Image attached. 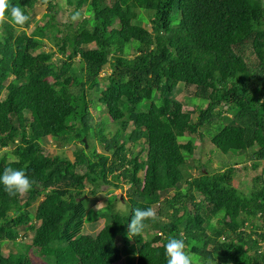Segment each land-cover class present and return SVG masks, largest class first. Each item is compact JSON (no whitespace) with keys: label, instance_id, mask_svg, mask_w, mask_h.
Returning <instances> with one entry per match:
<instances>
[{"label":"trees","instance_id":"1","mask_svg":"<svg viewBox=\"0 0 264 264\" xmlns=\"http://www.w3.org/2000/svg\"><path fill=\"white\" fill-rule=\"evenodd\" d=\"M10 2L30 19L6 23L0 33V149L12 147L0 154V175L7 167L22 169L33 183L26 195L11 197L0 184V264H33L30 251L46 264H62L64 252L47 249L65 247L74 257L66 264H113L132 245L129 264H167L169 238L183 239L196 264H264V232L253 230L252 238L243 229H255L254 217L264 214L262 3L48 0L43 24L27 32L41 0ZM68 8L70 18L79 12L77 22L59 21L58 10ZM249 39L256 56L250 61L236 50ZM180 84L195 88L189 96L195 120L175 98ZM92 93L110 121L94 122ZM222 118L227 122H214ZM107 123L110 134L103 132ZM205 124L210 151L191 176L188 159ZM48 136L61 147L77 139L74 160L48 155ZM90 137L108 153L86 149ZM213 149L231 153L233 165L247 166L248 159L252 169L261 167L250 191L234 185L231 165L210 166ZM88 185L93 196L103 186L128 185L127 211L112 208L113 195L110 220L95 235L80 231ZM154 205L156 220L129 237L134 210ZM26 225L31 242L4 255L3 241L15 240L16 228Z\"/></svg>","mask_w":264,"mask_h":264},{"label":"rangeland","instance_id":"2","mask_svg":"<svg viewBox=\"0 0 264 264\" xmlns=\"http://www.w3.org/2000/svg\"><path fill=\"white\" fill-rule=\"evenodd\" d=\"M107 1H108V3L109 2L111 3V0H107ZM259 1L264 6V0H259ZM58 11H59L58 12L59 21H61V22L65 21L66 22V21H70L69 19H71V21H74L69 16V14H71L69 8L67 10H60L59 9ZM44 12L45 13L48 12L47 5H44L43 3H37L35 5V7L33 8L32 22L28 26V28H26L27 32H30L32 29H34L35 25L43 24L44 20L42 19V17H43ZM80 13L85 14L83 12V10H82V12L80 11ZM78 20H79V18L77 20H75L74 22H77ZM147 27H149L148 24H147ZM42 47L46 50L49 49V47H52L51 43L48 41L47 38H45V41H44V44ZM90 47H94V44H91ZM236 50H239L238 52L242 53V55L246 59H248L249 61L256 59L255 53L253 52L252 47L250 45V39L247 41V43L244 46L238 47V48H236ZM106 71H109V70L106 69ZM104 73H102V74H104ZM177 88H179V89L177 90V92L175 94V98L182 101V103L184 105L183 106L184 109L190 110L192 120H195L197 113L194 111V108L196 105H195V103H192L189 100V96L192 95V93L194 92V89H195L194 86L180 84L177 86ZM0 98H2V96H0ZM90 98L94 99V101L91 100L92 104L90 107V112H91V115L93 116L94 122L99 123L100 120L110 121V118L106 112V109H104L102 107L101 108L96 107V101L95 100L97 98L94 97L93 93L90 96ZM221 106L223 107V109H226L225 103H222ZM223 114L230 116L229 112H227V111H224ZM214 122L224 124L227 122V119H225V118L215 119ZM207 126H209V124H205L203 127L200 128L199 132L201 133V136H197L195 134L194 155H193V157H190L188 159V164L190 165V169H191L190 170L191 176H196L198 168L202 166L203 151H206V152L210 151V147H209L210 143H209V137H208L209 133H208V131L205 132V129H207ZM113 128L114 127L111 124L107 123L106 126L104 125L103 132L110 134L111 130H113ZM130 128H131V125L128 128V130ZM185 138L186 137H181L180 140H183ZM88 141H89V143L86 145V149H89L93 146H96V150L98 153H108V152H105L103 150V148L101 147L97 138L90 137L88 139ZM56 143H57V141L52 139L51 137H49V136L45 137V139L43 140L45 152L50 156H54L55 154H65L72 161L74 160V150L77 147L81 146L80 142L77 139L71 141L70 143L65 144V146H63V147L59 146ZM11 149H12V147H10L9 145L6 147H3L2 149H0V154L3 151H8ZM133 150L138 151L139 146L138 145L134 146ZM213 151H214L213 152L214 160L210 166L212 168H221V167H226L228 165H231L233 167V173H234V178H233L234 185H236L237 187L244 188L247 191H250L253 187L254 178L256 177L257 174H259L261 167H259L257 170L252 169L251 167H249L250 162L248 161V159L245 162L247 164V166H245L244 164L233 165L231 153L224 154L223 152H221L219 150H214V149H213ZM9 159H10V157H9ZM78 171H82V170H78ZM37 186L41 187L42 184H37ZM180 187L181 188L185 187V183H182L180 185ZM85 191H86L85 195L82 198H80V199H83L82 211L84 214V217H83L81 225H80V227H81L80 231L82 233H88V234L95 235L102 228V226L110 220V209L111 208H110V205L108 203V200L113 195L116 197V199L113 201L112 208L115 210H122V211L124 210V212L127 211L125 199H126V195L128 192V185H124V186H121V187L116 188V189L107 188V187L103 186L101 188V190L99 192H97V194L94 196L90 195L88 193L89 185L86 187ZM173 192H174V190H169L167 192V195L165 194V196L167 197L169 195H172ZM196 198H197V200H199V197H196ZM23 199H24V197L22 198V200ZM36 203L37 202H35L33 207L30 208V211L32 213L35 210ZM153 208L156 210L157 206L154 205ZM253 220L258 225L255 229L251 225H247L243 229L246 233H251L250 235L252 238H255L256 236L254 235L253 230H259V231L264 232V214L258 213V215L256 217H254ZM32 222L34 225H37L39 223L35 219H33ZM212 226H214V225H212ZM212 226H210V228H208V230H207L209 233L211 232L210 229L212 228ZM16 229H17L18 234H17V237L15 238V240L3 241L2 249H3L4 255H8L9 252L21 251L23 249V246H25V244H28L31 242L32 235H33V230L31 227L26 225V226H19ZM260 245L262 246L261 250H264V241H261ZM47 251L56 252V253L63 251L64 254H63L62 264H66L65 263L66 261L74 262L73 260H71V259H74V257L67 247H65L64 249H61V250L47 249ZM135 256H136L135 248L132 245L127 249H123L122 258L113 264H129V263L135 261ZM29 257H30L33 264H46L45 260L41 256H39L38 254H36L32 251H30ZM197 259L198 258H196V260Z\"/></svg>","mask_w":264,"mask_h":264},{"label":"clouds","instance_id":"3","mask_svg":"<svg viewBox=\"0 0 264 264\" xmlns=\"http://www.w3.org/2000/svg\"><path fill=\"white\" fill-rule=\"evenodd\" d=\"M41 2L47 5L48 0H41ZM79 15V12L75 13L72 19L77 20ZM29 19L30 17L20 7L12 5L10 0H0V33H2L6 23L10 22L16 26H23ZM32 183L22 169L7 167L0 175V184H3L5 192L10 197L26 195L32 189ZM156 218L157 213L153 208L135 209L128 224V236L142 235L146 228L145 221H155ZM185 248L183 239L169 238L165 245V254L168 257L167 264H196L194 257L186 252Z\"/></svg>","mask_w":264,"mask_h":264},{"label":"water","instance_id":"4","mask_svg":"<svg viewBox=\"0 0 264 264\" xmlns=\"http://www.w3.org/2000/svg\"><path fill=\"white\" fill-rule=\"evenodd\" d=\"M84 140H85V138H84Z\"/></svg>","mask_w":264,"mask_h":264},{"label":"bare ground","instance_id":"5","mask_svg":"<svg viewBox=\"0 0 264 264\" xmlns=\"http://www.w3.org/2000/svg\"><path fill=\"white\" fill-rule=\"evenodd\" d=\"M214 155V154H213Z\"/></svg>","mask_w":264,"mask_h":264}]
</instances>
